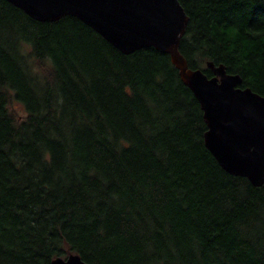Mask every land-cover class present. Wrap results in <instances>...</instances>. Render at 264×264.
<instances>
[{
	"label": "trees",
	"instance_id": "obj_1",
	"mask_svg": "<svg viewBox=\"0 0 264 264\" xmlns=\"http://www.w3.org/2000/svg\"><path fill=\"white\" fill-rule=\"evenodd\" d=\"M178 1L188 68L264 97V0ZM206 131L167 55L0 0V264H264V185L222 170Z\"/></svg>",
	"mask_w": 264,
	"mask_h": 264
},
{
	"label": "water",
	"instance_id": "obj_2",
	"mask_svg": "<svg viewBox=\"0 0 264 264\" xmlns=\"http://www.w3.org/2000/svg\"><path fill=\"white\" fill-rule=\"evenodd\" d=\"M40 23L78 19L123 55L153 48L167 55L192 92L207 127L204 145L218 165L253 187L264 185V97L238 75L208 63L212 77L188 68L179 51L189 21L178 0H4ZM51 264H86L79 255Z\"/></svg>",
	"mask_w": 264,
	"mask_h": 264
},
{
	"label": "rangeland",
	"instance_id": "obj_3",
	"mask_svg": "<svg viewBox=\"0 0 264 264\" xmlns=\"http://www.w3.org/2000/svg\"><path fill=\"white\" fill-rule=\"evenodd\" d=\"M18 106H15V108H17Z\"/></svg>",
	"mask_w": 264,
	"mask_h": 264
}]
</instances>
